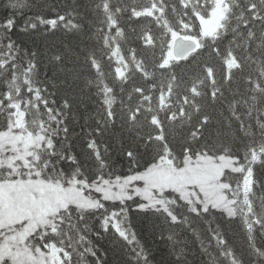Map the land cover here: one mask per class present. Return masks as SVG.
<instances>
[{
  "label": "trees",
  "instance_id": "trees-1",
  "mask_svg": "<svg viewBox=\"0 0 264 264\" xmlns=\"http://www.w3.org/2000/svg\"><path fill=\"white\" fill-rule=\"evenodd\" d=\"M213 4L0 0V140L13 142L0 141L5 186L25 174L34 184L100 183L198 156L235 166L215 180L230 215L205 205L203 192L107 198L94 189L92 200L64 196L30 215L37 223L16 243L24 257L264 264V0H231L219 31L206 36L198 25ZM174 31L201 46L172 63ZM21 152L28 168L16 179L6 162Z\"/></svg>",
  "mask_w": 264,
  "mask_h": 264
},
{
  "label": "rangeland",
  "instance_id": "rangeland-1",
  "mask_svg": "<svg viewBox=\"0 0 264 264\" xmlns=\"http://www.w3.org/2000/svg\"><path fill=\"white\" fill-rule=\"evenodd\" d=\"M213 1V6L216 8L217 2L215 0ZM221 1L225 3L224 0ZM219 12L220 11H216V17H218ZM214 26L213 23L210 29ZM210 29L208 26L206 30L211 31ZM0 141L4 147L8 146L9 143L13 144L9 138H2ZM26 158L27 154L21 152V154L19 153L14 156L13 159L7 161L6 166L9 169L8 174L15 175V178L19 179L20 177L17 171H19L20 168H28V160ZM198 159H201V157L194 158L191 164L185 163L183 167L175 170L177 172L176 176L171 174L172 168L168 165L166 166L164 162L151 165L138 174L120 178L121 180L119 183L115 184L113 192L125 196L140 194L145 197L148 193L152 195L154 192H160L162 189L166 188L175 189L176 191L179 189L178 192L181 194H184L186 192L185 188H189L190 186H194L192 188L194 191H202L204 187L207 188L210 186L209 177L206 173V167L208 165L206 164L207 161L202 162V159L197 161ZM228 160L230 163L232 162L231 159H224L223 163L227 164ZM208 164L214 166L213 162ZM154 166H156V168ZM262 166L264 167V162H262ZM231 168H235V166L232 164ZM218 169L216 173L213 171L216 177L220 173L221 167L218 166ZM210 173L212 174L211 170ZM7 183L8 182L5 180L0 181V209L3 210V212L0 211V230L3 226H5L7 230V237L0 238V264H45L48 260L42 256V254H37L36 259L33 260L29 256L24 257L21 249L16 245V243H18L17 240L21 243L25 235L24 231L29 230L30 228L28 227L37 223L30 215L36 214L39 216L40 212L45 209L44 206L57 196H65L67 200H70L69 195H67L70 194L74 199L79 198L81 196L79 188L74 183H70L64 191H61L59 190L60 185L54 184L52 188L53 194H51L52 197H50L47 193H49L48 190H50L51 184L42 182L34 184L29 179L28 174H25L24 178L19 183H12L14 185L5 186ZM97 184L99 183L90 184L82 182V193L92 200V194L90 192L94 190L92 186ZM101 188L103 190V195L107 196V198L113 195L110 182L103 183ZM219 191L222 193L220 188ZM219 191L214 188L210 192H206V200L216 201L219 197ZM220 203L226 205L223 200L220 201ZM23 220L26 222L23 223ZM16 231H18L17 236H15ZM10 240H13L11 244L14 246L13 252L9 249L8 244ZM49 264H57L56 258H52Z\"/></svg>",
  "mask_w": 264,
  "mask_h": 264
},
{
  "label": "water",
  "instance_id": "water-1",
  "mask_svg": "<svg viewBox=\"0 0 264 264\" xmlns=\"http://www.w3.org/2000/svg\"><path fill=\"white\" fill-rule=\"evenodd\" d=\"M171 47V56L175 60H181L187 56L190 52L194 51L198 47V43L193 40L184 39L181 37H175Z\"/></svg>",
  "mask_w": 264,
  "mask_h": 264
},
{
  "label": "bare ground",
  "instance_id": "bare-ground-1",
  "mask_svg": "<svg viewBox=\"0 0 264 264\" xmlns=\"http://www.w3.org/2000/svg\"><path fill=\"white\" fill-rule=\"evenodd\" d=\"M113 82V81H112ZM103 84V83H102ZM102 94V93H101ZM100 96V95H99Z\"/></svg>",
  "mask_w": 264,
  "mask_h": 264
}]
</instances>
